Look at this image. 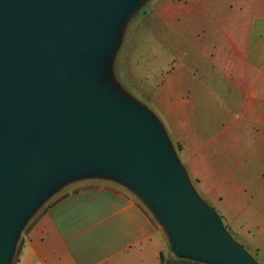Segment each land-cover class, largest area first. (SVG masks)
<instances>
[{"label":"water","instance_id":"water-1","mask_svg":"<svg viewBox=\"0 0 264 264\" xmlns=\"http://www.w3.org/2000/svg\"><path fill=\"white\" fill-rule=\"evenodd\" d=\"M136 1L0 0V264L39 198L97 173L154 210L180 258L257 264L193 192L152 115L100 76Z\"/></svg>","mask_w":264,"mask_h":264},{"label":"crops","instance_id":"crops-1","mask_svg":"<svg viewBox=\"0 0 264 264\" xmlns=\"http://www.w3.org/2000/svg\"><path fill=\"white\" fill-rule=\"evenodd\" d=\"M174 4L157 10L163 24L198 34L183 37L150 93V114L179 148L198 199L264 264V0ZM131 192L91 184L64 193L26 228L12 264H170L165 225Z\"/></svg>","mask_w":264,"mask_h":264},{"label":"rangeland","instance_id":"rangeland-1","mask_svg":"<svg viewBox=\"0 0 264 264\" xmlns=\"http://www.w3.org/2000/svg\"><path fill=\"white\" fill-rule=\"evenodd\" d=\"M182 1L137 0L120 20L115 41L106 57L107 63L102 66L100 71V76L104 78L106 85L118 91L127 103L149 113L151 109L149 105L150 93L157 81L163 78V73L175 66L178 52L183 50V37L186 35L194 37L195 34H198L196 27H184L179 22L176 23L174 31H172L173 29L163 24V20L157 15V10L161 6H166L167 3L177 4ZM170 6L173 9V5ZM181 14L182 11L174 9L169 16L180 20ZM171 147L176 158L179 148ZM67 180L70 182H67L63 188L61 186V189L58 188L48 196L43 195V198H39L30 208L18 236L14 261L26 228L35 221L42 210L44 211L52 201L64 193L91 184H106L127 189L125 183L105 174H81L68 177ZM162 243L165 246L168 245L164 236H162ZM166 252L168 253L167 260L171 264H179L183 260L170 245Z\"/></svg>","mask_w":264,"mask_h":264},{"label":"trees","instance_id":"trees-1","mask_svg":"<svg viewBox=\"0 0 264 264\" xmlns=\"http://www.w3.org/2000/svg\"><path fill=\"white\" fill-rule=\"evenodd\" d=\"M19 249H20V245H19L18 248H17V253H16V254H18ZM168 264H169V263H168ZM170 264H171V263H170ZM179 264H204V263H202V262L199 261V260L183 259V260H181V261L179 262Z\"/></svg>","mask_w":264,"mask_h":264}]
</instances>
